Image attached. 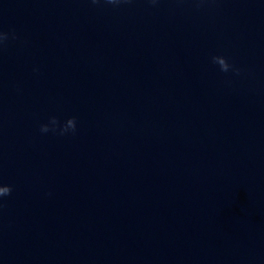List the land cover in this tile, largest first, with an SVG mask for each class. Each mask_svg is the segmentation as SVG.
Instances as JSON below:
<instances>
[{
    "label": "clouds",
    "instance_id": "9594fccd",
    "mask_svg": "<svg viewBox=\"0 0 264 264\" xmlns=\"http://www.w3.org/2000/svg\"><path fill=\"white\" fill-rule=\"evenodd\" d=\"M100 0H91V3L97 4ZM107 4L118 5L122 2V0H104ZM151 3H157V0H150ZM9 33L0 31V47H2L6 41L9 39ZM11 38L15 39V33L11 34ZM212 62L217 64L222 72H229L230 70L236 73L237 75L240 73V69L237 68L234 64H230L226 57L224 56H213ZM77 128V119L76 117H69L62 125L57 117L52 116L49 118L48 123L40 125L41 133L52 132L54 134H59L61 136L68 134L69 132L75 133ZM12 187L7 184H0V198L7 197L11 195Z\"/></svg>",
    "mask_w": 264,
    "mask_h": 264
}]
</instances>
